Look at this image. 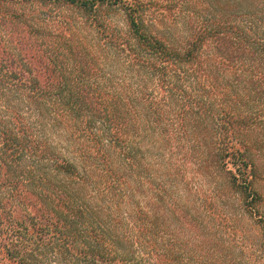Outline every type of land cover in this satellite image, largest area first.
I'll use <instances>...</instances> for the list:
<instances>
[{
    "label": "trees",
    "instance_id": "16d2710c",
    "mask_svg": "<svg viewBox=\"0 0 264 264\" xmlns=\"http://www.w3.org/2000/svg\"><path fill=\"white\" fill-rule=\"evenodd\" d=\"M28 260L264 264V0H0V264Z\"/></svg>",
    "mask_w": 264,
    "mask_h": 264
},
{
    "label": "rangeland",
    "instance_id": "374dc122",
    "mask_svg": "<svg viewBox=\"0 0 264 264\" xmlns=\"http://www.w3.org/2000/svg\"><path fill=\"white\" fill-rule=\"evenodd\" d=\"M30 3L28 4H24L21 6H18L17 10L18 13L20 12H25V13H30ZM73 13V12H71ZM110 18L112 20V22L120 27L123 28L124 26V22L123 19L121 17V14H112L110 15ZM80 27L82 28V30L80 32H78L79 36H84L87 39H92L94 37V33L88 29L89 27L83 25L82 23H80ZM6 38V36H5ZM84 40H86L84 38ZM6 44L10 47L13 48L11 46V44L7 41ZM112 70L114 71V69L112 68ZM63 132H54L51 136V138L54 139L55 142H58L60 144H63ZM139 144L142 148L141 154H147L148 150H149V144H145L143 143V138L140 137L139 139ZM148 143V142H147ZM153 152H156L155 149H153ZM149 155V154H147ZM171 158V159H170ZM200 161V160H199ZM146 165L149 168L148 171V178L154 183V184H159L164 182V177H167L169 175L172 176V181L168 182V183H164L165 187L167 188V192L170 196H173L175 201L178 200V202L181 203V205L183 204V207L186 205V207H192L193 208V204H198L195 203L191 200H188V195L185 193V190L183 188V184L185 182V180L190 181L191 186H192V191H194V193H196L197 191H205V189L207 188V180L204 179L201 175H197L194 172L195 169H193V164L192 162H198L196 159H193V161L189 162L188 164H186V166H184L182 163V160L179 159V157L176 156H166L165 154H160L158 153V155H151V157H147L146 160ZM193 169V170H192ZM173 172V174H171ZM195 176V177H194ZM205 178H207L205 176ZM151 182L145 180L144 182V188L142 189L143 192L147 191L150 193L149 189L151 187ZM7 195L5 194L4 198H3V202H5V200L7 199ZM142 201L144 202L145 199L143 197V193H142ZM179 203V204H180ZM200 206V205H197ZM16 264H18L16 262ZM21 264H30V260H28L27 262H23Z\"/></svg>",
    "mask_w": 264,
    "mask_h": 264
}]
</instances>
